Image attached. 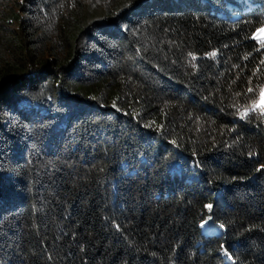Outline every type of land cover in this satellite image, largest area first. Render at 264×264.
I'll use <instances>...</instances> for the list:
<instances>
[{
    "label": "trees",
    "instance_id": "1",
    "mask_svg": "<svg viewBox=\"0 0 264 264\" xmlns=\"http://www.w3.org/2000/svg\"><path fill=\"white\" fill-rule=\"evenodd\" d=\"M263 27L264 0H0V264H264Z\"/></svg>",
    "mask_w": 264,
    "mask_h": 264
},
{
    "label": "snow or ice",
    "instance_id": "2",
    "mask_svg": "<svg viewBox=\"0 0 264 264\" xmlns=\"http://www.w3.org/2000/svg\"><path fill=\"white\" fill-rule=\"evenodd\" d=\"M259 32H260L261 36L254 37V38L260 39L261 37H264V28L260 29ZM213 55H215V54L213 53ZM250 91H251V89H250ZM261 98H262V103H261V105H259V107H261L262 109H264V90L261 91ZM208 207L210 209L211 208V205H208Z\"/></svg>",
    "mask_w": 264,
    "mask_h": 264
},
{
    "label": "rangeland",
    "instance_id": "3",
    "mask_svg": "<svg viewBox=\"0 0 264 264\" xmlns=\"http://www.w3.org/2000/svg\"><path fill=\"white\" fill-rule=\"evenodd\" d=\"M263 28H264V27H263ZM261 29H262V28H261ZM258 36H261L259 30H258L257 33H256V37H258ZM261 39L264 40V37H261ZM205 228H206V230H208V226H207V225L205 226Z\"/></svg>",
    "mask_w": 264,
    "mask_h": 264
}]
</instances>
